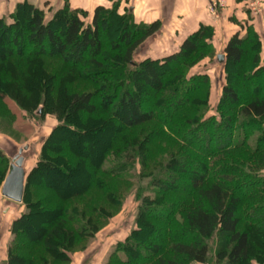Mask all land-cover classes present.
<instances>
[{
	"label": "trees",
	"instance_id": "1",
	"mask_svg": "<svg viewBox=\"0 0 264 264\" xmlns=\"http://www.w3.org/2000/svg\"><path fill=\"white\" fill-rule=\"evenodd\" d=\"M130 13L97 5L91 22L87 23L84 19L87 11L66 5L47 20L43 9L29 1L20 2L11 14V22L0 18V64L22 69L24 64L31 65L33 60L41 57L60 58L70 66L68 75L74 76L77 71L91 85L85 91H65L67 114L89 115L93 124L120 120L125 131L158 120L171 129L173 114L192 107L196 110L192 122L187 121V125L174 131L181 135L184 147H195L209 158L219 148L251 147L248 137L253 130H259L260 143L253 149V154L263 153L264 64L261 61L262 40L255 24L248 21L244 24L248 27H240L233 33L222 53L224 60L218 58L224 63L228 82L223 86L217 112L209 114L210 76L198 72L187 77L185 73L206 57L214 56V25L200 24L182 41L177 51L163 58L147 57L136 61L134 56L138 48L158 32L161 25L159 20L137 23ZM16 28L24 30L26 37L13 31ZM108 32H118L120 40L110 42L105 48L102 35ZM174 96L177 98L172 102ZM143 104H152L151 109L144 111ZM229 104L232 105L231 114L226 112ZM2 121L8 129V122ZM58 127L74 130L68 124ZM212 139L218 141V145L205 150L206 142ZM47 147L43 146L37 165L26 174L22 202L28 211L12 223L13 238L8 247L7 264H51L48 254L39 255L41 261L36 263L34 249L38 246H43L54 258L59 256L62 263L71 259L66 251L71 250L69 242L74 239L75 232L73 227L66 226V204L59 200L53 206H45V201L35 198L33 188L57 192L56 184L65 180V185L72 189L88 191L101 180L97 176L100 170L108 176L127 178L122 162L90 168L79 156L71 163L65 155ZM184 159L200 170V176L195 175L192 181L189 188L192 196L183 214V225L172 231L167 252L158 243L144 240L146 235L142 226L134 230L137 233L135 242L126 246L125 253L116 252L112 263H205L214 245L215 264H264V243L258 248L253 240L258 228L264 230V175L258 172L264 169V156L258 160L262 166L249 168L248 172L238 166L221 167L197 157L196 161ZM4 161L0 151V164ZM173 171L180 176L185 174L184 170L181 173L176 169ZM163 180L158 178L157 181ZM63 195L60 194L59 199L70 198L68 194ZM249 197H258L262 201L249 208L246 206ZM168 211L167 206L153 204L142 210L145 216L155 219L158 216L167 219ZM143 217L140 218L142 223ZM185 235L189 238H184ZM24 240H30L27 251H24Z\"/></svg>",
	"mask_w": 264,
	"mask_h": 264
},
{
	"label": "rangeland",
	"instance_id": "2",
	"mask_svg": "<svg viewBox=\"0 0 264 264\" xmlns=\"http://www.w3.org/2000/svg\"><path fill=\"white\" fill-rule=\"evenodd\" d=\"M26 1L43 9L47 20L52 18L57 10L68 5L72 9L87 11L84 19L90 23L96 6L105 5L120 13L131 12L130 16L137 23H151L141 20L134 11L129 9L133 3L132 0H0V18L11 22V14L16 10L17 5ZM209 2L210 0L208 4ZM259 2L260 11L254 14L259 18H257V24L253 25L262 40L261 61L264 64V4L261 0ZM208 4L206 10L212 19L210 23L215 28L213 40L215 54L212 57H206L194 67L188 68L185 75L189 77L198 72H206L210 76L208 107L209 114H215L221 101L223 86L228 82L224 63L217 57V54L224 53L228 40L224 42L223 39V42L218 43L216 34L219 31L223 34L225 25L230 19L223 15L222 19L216 23L208 11ZM160 25L162 26L161 21ZM245 26L247 25L240 24V27L245 28ZM196 29L187 33L185 38ZM13 31L20 32L24 38L27 35L19 28ZM162 38L160 31L150 36L138 48L134 56L135 60L141 61L147 57L163 58L177 51L185 39L180 43L178 41L166 44L167 41L163 42ZM102 39H104V47L107 48L110 42L119 41L120 36L118 32H108L102 35ZM31 63V65L24 64L22 69L15 65L11 67V64L6 68L0 64V151L5 158L4 163L0 164V179L3 178L0 180V264H7L8 247L13 238L11 231L13 221L28 211L24 202H15L2 195V186L11 165L19 155L20 149L26 145L28 148L22 152L26 174L37 165L42 148L47 145V148H51L50 150H57L55 153L65 155L71 163H74L79 156L90 168L99 169L101 166L106 167L122 162L124 163L123 172L127 176L126 179L115 178L100 170L97 176L101 180L94 186L91 184L88 191L80 188L72 189L65 185V180L56 184L57 192L33 188L35 198L45 201V206H53L59 200L64 201L63 203L67 206L65 214L66 217L68 216L66 226L73 227L75 232L74 239L71 238L69 242L71 250L66 251L71 257L69 262L62 263L59 256L56 259L43 246H38L34 249L36 263L41 261L39 255L48 254L51 264L53 261H56L55 264H113L112 260L116 252L125 253L126 246L131 242L134 243L137 237L134 230L142 226V232L146 235L144 240L151 244L158 243L160 248L167 252L172 240V231H175L177 226L183 225V214L192 196L189 190L192 181L195 175L200 176V170L195 169L184 158H193L196 161L197 157L202 161L206 160L205 162L217 163L221 167H224L223 165L238 166L245 172H248L249 168L259 169V166H262L258 160L264 156V152L253 154V149L260 143L259 130H253L252 135L248 137L247 141L251 147L243 145L219 148L213 154L214 156L211 155L209 158H205L195 147H184L181 135L174 131L187 125V121L192 122L196 113L192 107L173 114L171 129L168 125L157 122L158 120H151L142 126L124 131L120 120L110 123L96 121L93 124L92 117L89 115L71 116L67 114L65 91L90 89L89 81L77 71L74 76L68 75L70 66L60 58L41 57ZM248 65L250 69L249 62ZM19 70L23 71L21 75L17 72ZM78 70L80 71L81 67L78 66ZM176 98L174 96L172 102ZM151 106L152 104L144 105V111L151 109ZM231 106V104L227 105L228 114L233 112L230 111ZM2 120L8 122V129L5 128L6 124L3 126ZM60 124H68L74 130H61L58 127ZM56 129L58 130L54 134ZM217 143L218 141L213 139L209 143L206 142L205 150L218 145ZM173 169L179 173L184 170L185 174L177 175ZM258 172L264 175V169ZM158 178L162 180L166 178V180L157 181ZM262 191L264 193V190ZM60 194L62 196L68 194L70 198L61 200ZM257 198L249 197L246 206L252 208L260 204L262 200ZM150 204L167 206L171 211H168L169 217L166 219L158 216L155 219L145 216L142 210ZM141 217L149 229L144 222H141ZM183 237L189 238L188 235ZM253 240L258 248L261 247L264 243V230L258 228ZM29 241H25L24 251L28 250ZM214 248L213 245L207 262L189 264H215Z\"/></svg>",
	"mask_w": 264,
	"mask_h": 264
},
{
	"label": "crops",
	"instance_id": "3",
	"mask_svg": "<svg viewBox=\"0 0 264 264\" xmlns=\"http://www.w3.org/2000/svg\"><path fill=\"white\" fill-rule=\"evenodd\" d=\"M129 6L137 16L145 22L159 20L162 23L160 37L166 44L179 43L191 30L200 24H209L211 17L206 6L209 0H132ZM139 1V2H138ZM142 1V3L140 2ZM264 4V0H261ZM230 20L226 23L223 34L217 32L218 43L227 40L240 29V24H257V18L249 8L248 0H227V7L223 14ZM213 22V21H212ZM226 31V32H225ZM171 46V45H170Z\"/></svg>",
	"mask_w": 264,
	"mask_h": 264
},
{
	"label": "water",
	"instance_id": "4",
	"mask_svg": "<svg viewBox=\"0 0 264 264\" xmlns=\"http://www.w3.org/2000/svg\"><path fill=\"white\" fill-rule=\"evenodd\" d=\"M218 58L220 61H223L225 55L219 54ZM27 148L28 145L20 149L19 155L14 159V162L11 165L10 172L8 173L2 186V195L15 202L23 201L26 171L23 166L24 156H22V152Z\"/></svg>",
	"mask_w": 264,
	"mask_h": 264
},
{
	"label": "built area",
	"instance_id": "5",
	"mask_svg": "<svg viewBox=\"0 0 264 264\" xmlns=\"http://www.w3.org/2000/svg\"><path fill=\"white\" fill-rule=\"evenodd\" d=\"M249 8L254 14H258L260 11L259 0H248ZM226 0H210L208 4V11L211 13L213 20L217 23L223 17V12L226 8Z\"/></svg>",
	"mask_w": 264,
	"mask_h": 264
}]
</instances>
